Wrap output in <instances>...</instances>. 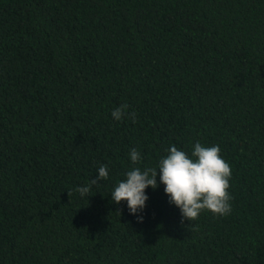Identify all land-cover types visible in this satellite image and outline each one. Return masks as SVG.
I'll list each match as a JSON object with an SVG mask.
<instances>
[{"label": "trees", "instance_id": "trees-1", "mask_svg": "<svg viewBox=\"0 0 264 264\" xmlns=\"http://www.w3.org/2000/svg\"><path fill=\"white\" fill-rule=\"evenodd\" d=\"M197 141L229 215L183 219L159 170L137 214L112 201ZM0 264H264V0H0Z\"/></svg>", "mask_w": 264, "mask_h": 264}, {"label": "clouds", "instance_id": "clouds-1", "mask_svg": "<svg viewBox=\"0 0 264 264\" xmlns=\"http://www.w3.org/2000/svg\"><path fill=\"white\" fill-rule=\"evenodd\" d=\"M128 104H121L115 108L111 115L115 120L129 118L136 122L135 111H128ZM168 153L158 162V167L146 168L143 171L137 167L125 173L126 179L118 182L111 192V199L116 204L127 202L131 214L142 210L148 196L145 189L151 186L158 187L157 170H159V183H163L164 192L169 202L175 204L181 211L183 219L194 221L202 211H210L218 216H227L231 213L232 196L229 193L232 169L229 162L221 155L219 145L205 146L197 141L189 155L172 145L166 149ZM130 159L133 164L141 161V153L136 149L130 150ZM107 165L101 164L95 179L86 186L76 190L81 196L87 195L92 186L101 180L108 179ZM70 196V192L68 191ZM138 220L143 217L138 216Z\"/></svg>", "mask_w": 264, "mask_h": 264}]
</instances>
